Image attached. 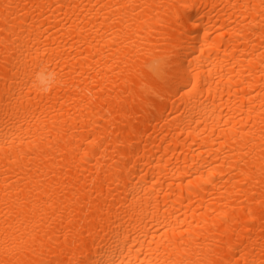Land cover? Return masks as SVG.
<instances>
[{
  "label": "bare ground",
  "instance_id": "obj_1",
  "mask_svg": "<svg viewBox=\"0 0 264 264\" xmlns=\"http://www.w3.org/2000/svg\"><path fill=\"white\" fill-rule=\"evenodd\" d=\"M0 264H264V0H0Z\"/></svg>",
  "mask_w": 264,
  "mask_h": 264
}]
</instances>
